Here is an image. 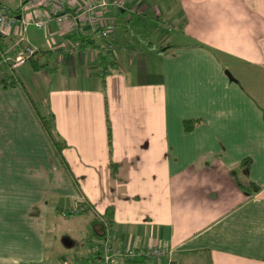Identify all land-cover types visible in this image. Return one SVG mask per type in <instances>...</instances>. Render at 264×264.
<instances>
[{
    "label": "crops",
    "instance_id": "0c3cea01",
    "mask_svg": "<svg viewBox=\"0 0 264 264\" xmlns=\"http://www.w3.org/2000/svg\"><path fill=\"white\" fill-rule=\"evenodd\" d=\"M26 1H4L20 16L0 24V79L14 70L27 90L28 64L13 68L22 49L51 53L25 74L66 148L60 159L31 97L0 89V264L86 259L102 219L117 249H166L150 264H264V0H110L119 10L78 32L105 65L69 20L36 28L50 10ZM87 1L63 10L80 14ZM133 17L158 35L177 30L135 50L122 45ZM187 121L197 123L188 131ZM75 216L83 233L71 255L48 250L50 220Z\"/></svg>",
    "mask_w": 264,
    "mask_h": 264
},
{
    "label": "built area",
    "instance_id": "2783aa9c",
    "mask_svg": "<svg viewBox=\"0 0 264 264\" xmlns=\"http://www.w3.org/2000/svg\"><path fill=\"white\" fill-rule=\"evenodd\" d=\"M65 0H27L26 7H44L49 8L50 15L34 22V26L38 29H45L52 18H55L58 23L69 20L71 27L80 33L96 32L100 29V16L106 14L110 9L118 11L120 5L118 2H110V0H88L80 14H75L72 11L64 12L63 6ZM75 14V15H73ZM14 22V19L0 12V24L9 26ZM164 32L172 33L177 30L176 27L163 25ZM101 37L106 38L107 32H101ZM107 51H114V46L111 43L106 44ZM35 50L26 49V56L16 59L13 68L22 66L26 63L29 55ZM85 209L80 208V212ZM103 229V237L97 247L91 249V254L99 255V259L94 264H150L152 260L164 259L167 255L166 249L163 247H150L147 249L137 250L136 248L117 249L113 244L112 227L105 220H101ZM67 264H79V262H67Z\"/></svg>",
    "mask_w": 264,
    "mask_h": 264
},
{
    "label": "trees",
    "instance_id": "16d2710c",
    "mask_svg": "<svg viewBox=\"0 0 264 264\" xmlns=\"http://www.w3.org/2000/svg\"><path fill=\"white\" fill-rule=\"evenodd\" d=\"M5 0H0V11L4 12L6 15L12 17V18H17L20 16V9H17L15 11H12L11 9L7 8L4 5ZM27 1L24 3L26 4ZM76 38L77 40L80 41V44L90 46L96 51H99L98 56L100 60L101 65H105V61H103V57L100 54V48L95 44L94 41H92L91 37L82 35L78 32H76ZM5 41V36L0 33V59L1 55H4L5 50L7 48ZM162 50V47H161ZM51 53L46 52V51H34L33 54L29 55L27 58V64L30 67V69L34 73H38L42 71L44 68L48 66V59L50 58ZM114 63L111 62L109 63L110 67H114ZM106 67V66H105ZM13 88H19L26 98L30 101V96L28 94V91L24 87L23 83L21 80L17 77L16 73L14 70H12L9 74L5 75L2 79H0V89L1 90H8V89H13ZM41 108L42 111H39L37 107H33V110L35 112L37 121L39 125L41 126L43 132L47 136L50 144L52 145L55 153L57 156L62 159V151L66 148L65 142L59 137V135L56 132L55 128V118L53 113L50 110L49 104L47 99L41 100ZM197 121H187L184 123V129L185 130H190L196 125ZM248 162L244 163V166L248 168ZM115 172V166L112 165V174ZM242 189H244L243 186H241ZM95 238L97 239H102L98 238L94 235ZM99 259V255L95 254L90 257H87L86 259H81L79 260V264H94L97 262ZM168 264H177L176 262H169ZM205 264H211V260L207 258V261Z\"/></svg>",
    "mask_w": 264,
    "mask_h": 264
},
{
    "label": "rangeland",
    "instance_id": "374dc122",
    "mask_svg": "<svg viewBox=\"0 0 264 264\" xmlns=\"http://www.w3.org/2000/svg\"><path fill=\"white\" fill-rule=\"evenodd\" d=\"M127 28L129 31L125 32V36L123 34L122 45L131 46V47L133 46L134 47L133 49L135 50H137V48H141L144 50V48H146L149 43L154 45L158 44L159 43L158 38L161 39L164 37H171V35L173 36L172 34L173 32L168 33V32H164L163 30H161L160 31L161 34L158 35L157 27L153 26V23L147 22L145 18L133 17L132 22L130 23V25H127ZM96 39L99 42L102 40V38H100L99 36ZM21 56L22 57L26 56V50L24 51L22 49ZM27 69H28V65L23 66L19 71V75L21 79L25 81L24 84L27 87L28 93L32 98L33 102L35 103L37 109L39 111H42L40 100L36 97V93L34 92L32 84L28 80L27 74H25V71H28ZM2 70L3 69L1 68L0 71ZM77 218H78L77 216L71 219L67 217L59 218V220L56 222L55 225H54L55 222L53 220H50V229H49V236L47 241L48 250L51 251L54 245L57 244L62 250L61 254L67 253L71 255V253L67 252L66 249H68V247L71 245L74 239L75 240L77 239L78 235L83 233L82 225H77L76 222ZM82 219H85V217H82Z\"/></svg>",
    "mask_w": 264,
    "mask_h": 264
},
{
    "label": "water",
    "instance_id": "95a60500",
    "mask_svg": "<svg viewBox=\"0 0 264 264\" xmlns=\"http://www.w3.org/2000/svg\"><path fill=\"white\" fill-rule=\"evenodd\" d=\"M94 232H95V234H96L98 237H103V234H104L103 229H102V231H101L100 228H99V230H97V229L94 228Z\"/></svg>",
    "mask_w": 264,
    "mask_h": 264
}]
</instances>
